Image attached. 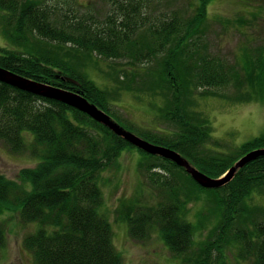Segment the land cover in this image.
Masks as SVG:
<instances>
[{
  "label": "trees",
  "instance_id": "obj_1",
  "mask_svg": "<svg viewBox=\"0 0 264 264\" xmlns=\"http://www.w3.org/2000/svg\"><path fill=\"white\" fill-rule=\"evenodd\" d=\"M52 1L0 0V28L12 44L0 45V65L79 91L110 115L115 112L108 99L115 88L107 81L98 85L89 70H97L99 79L114 75L142 82L139 91L159 101L154 110L159 120L178 128H131L181 152L212 177L264 147L263 134L235 152L218 149L211 119L193 108L195 90L211 98L231 86L243 100L264 102V49L235 62L212 52L205 23L211 0H199L196 7L159 17L147 27V17L137 18L142 11L134 2L100 19L92 18L89 8ZM124 60L139 66L133 74ZM115 83L131 87V82ZM0 140L12 152L28 151L37 160L18 178L0 172V215H18L21 224L34 226L23 245L35 264H123L104 212L102 172L118 165L126 149L138 150V171L147 182L120 203L118 216L133 238L158 232L179 264H228L230 250L237 251L230 255L238 261L264 264V218L259 217L264 213V155L240 168L225 186L204 187L185 167L136 147L87 113L2 81ZM209 141L214 145L207 151L195 149ZM193 203L200 205L195 211ZM207 223L210 231L198 239ZM5 236L1 225L0 245Z\"/></svg>",
  "mask_w": 264,
  "mask_h": 264
},
{
  "label": "rangeland",
  "instance_id": "obj_2",
  "mask_svg": "<svg viewBox=\"0 0 264 264\" xmlns=\"http://www.w3.org/2000/svg\"><path fill=\"white\" fill-rule=\"evenodd\" d=\"M52 2L63 3L65 6L73 2L82 10L89 8L92 18L100 19L120 11L121 5L134 2L140 5L142 11L137 18L140 20L141 17H147L145 19L147 27L150 22L156 21L159 17L170 15L177 10L183 12L186 8L196 7L199 0H53ZM263 4L264 0H211L205 22L207 24L206 40L210 50L230 62L242 60L246 52L259 54L257 50H260L262 53L264 49ZM243 19L245 22L242 21ZM7 43H9L8 40L0 31V45L6 47ZM123 62L128 72L130 69V74L139 67H134L125 60ZM89 73L98 85L107 81L108 88H115L113 93H109L108 103L115 112L112 114L113 118L128 130L138 133L136 129L131 128V125L141 128L158 125L167 131L178 128V125L174 123L172 125L168 119L159 120L154 111L155 103L159 101L152 93L147 95L145 91L144 93L139 91L142 82L135 80L133 83L129 77L120 80L114 75L99 79V72L95 69L89 70ZM115 82H131V87L128 89L124 87L125 84ZM203 92L202 89H197L194 95L192 94L197 100L195 106H198L193 108L203 110V114H207L211 119L218 149L235 152L243 142L264 134V102L243 100V93L234 86L228 90L216 91L222 95L211 98ZM206 142L201 150L195 144V149L198 152H205L210 145H214L212 141L207 144ZM139 155L138 150L126 149L120 156L118 165L102 172L105 192L104 212L112 223L114 244L123 254L124 264H178L176 261L178 259L172 255L158 232H153L145 239H135L129 234L127 222L121 221V216H118L121 200L134 195L141 182L147 183L138 171ZM36 165L37 160L31 157L28 151L14 153L9 150L4 141L0 140V172L8 177L18 178L21 169ZM199 206V204L194 205L193 211ZM259 217L264 218V213H260ZM197 221L195 218V223H198ZM1 225L5 227L6 236L3 244L0 245V264H35L32 254L23 245L25 235L33 231L34 226L21 224L18 215L14 217L9 213L0 215ZM207 226L202 229L203 232L197 234L198 239L208 234L211 228L210 223H207ZM230 252L237 255L236 250H230ZM230 252L227 256L228 264H253V260L249 259L236 260Z\"/></svg>",
  "mask_w": 264,
  "mask_h": 264
},
{
  "label": "water",
  "instance_id": "obj_3",
  "mask_svg": "<svg viewBox=\"0 0 264 264\" xmlns=\"http://www.w3.org/2000/svg\"><path fill=\"white\" fill-rule=\"evenodd\" d=\"M0 80L28 90L32 93L59 100L70 106H73L87 114L97 121L103 123L119 136H122L130 143L144 149L147 152L158 154L169 158L179 165L186 167L192 176L203 186L218 187L231 180L238 168L244 166L248 161L256 158L260 154H264V149L254 150L239 160L228 172V174L219 179H214L194 167L190 162L183 157L178 151L154 144L139 135L127 130L120 123L113 119L111 115L100 109L95 103L91 102L86 96L80 92L73 91L68 88H63L51 83H45L38 80H32L7 68L0 67Z\"/></svg>",
  "mask_w": 264,
  "mask_h": 264
},
{
  "label": "bare ground",
  "instance_id": "obj_4",
  "mask_svg": "<svg viewBox=\"0 0 264 264\" xmlns=\"http://www.w3.org/2000/svg\"><path fill=\"white\" fill-rule=\"evenodd\" d=\"M0 67H2V66H0Z\"/></svg>",
  "mask_w": 264,
  "mask_h": 264
}]
</instances>
